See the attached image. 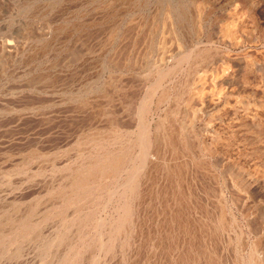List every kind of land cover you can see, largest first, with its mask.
<instances>
[{
	"label": "rangeland",
	"instance_id": "rangeland-1",
	"mask_svg": "<svg viewBox=\"0 0 264 264\" xmlns=\"http://www.w3.org/2000/svg\"><path fill=\"white\" fill-rule=\"evenodd\" d=\"M246 1L0 0V264H182L189 246L184 264H264V87L242 65L264 64V0ZM228 12L260 52L230 44ZM148 123L163 143L143 160Z\"/></svg>",
	"mask_w": 264,
	"mask_h": 264
},
{
	"label": "bare ground",
	"instance_id": "bare-ground-1",
	"mask_svg": "<svg viewBox=\"0 0 264 264\" xmlns=\"http://www.w3.org/2000/svg\"><path fill=\"white\" fill-rule=\"evenodd\" d=\"M246 3H247V5L246 6H248V8H246V6H244L246 9H249L250 10V7L252 8V6L251 5H253V4H255L256 2L254 1V0H247L246 1ZM239 14H240V12H239ZM239 14L238 13H236V18L235 19H233L232 18V16H233V14H231L230 12H228L227 13V17L229 18V19H227V20H229V21H231L230 23H231V25H228V24H226L227 26L225 27V35L227 36V38H229V42H230V44H236V45H239V46H243L242 48H244V49H249L248 47L249 46H254L255 48H254V51H258V52H260L259 50H257V49H259L258 48V46L256 45V44H254V43H252V44H250V43H247V42H249V41H247L246 42V40L247 39H238V38H235L233 35H232V33L231 32H234L231 28H233V29H235L237 26H240V24L242 23V20H243V16L241 15V16H239ZM247 16V15H246ZM249 16H250V18L252 19V21H255L256 20V15L255 14H253L252 12H250L249 11ZM243 17V18H242ZM251 41V40H250ZM8 43H9V41H8ZM242 50V49H241ZM246 56V55H245ZM245 56H243V64L242 65H244V68H245V70L247 69V68H249L251 71H253L255 74H257L259 77H260V80L261 81H263V87H264V64L263 63H261V61L257 58H255V57H252L251 59H247L248 57H245ZM259 60V61H258ZM264 61V60H263ZM229 62V61H228ZM226 63H227V61H226ZM230 67V66H229ZM227 65L225 66V68H224V72H223V74H224V78H227V79H230L231 77H230V72H229V70H230V68H229ZM252 67V68H251ZM248 69V70H249ZM233 72V71H232ZM242 76H244V75H242ZM223 78V77H222ZM232 79V78H231ZM245 80L247 79V75H246V78H244ZM242 80V81H245V80ZM250 82V81H249ZM251 83V82H250ZM260 83H262V82H260ZM243 84V83H242ZM246 85H247V82L245 83ZM244 84V85H245ZM262 85L260 84V86L262 87ZM197 91H199V92H201V90L200 89H198ZM196 91V92H197ZM253 91V90H252ZM198 93V92H197ZM263 100V99H262ZM259 101V100H258ZM257 102V101H256ZM259 102H261V101H259ZM261 103H263V102H261ZM255 106H258V105H261L260 103H258L257 102V104L255 103L254 104ZM245 109V111H247L248 112V110H247V107L246 108H244ZM244 114H245V112H244ZM251 117H252V123H253V125L254 126H256V125H259V123H261L259 120L260 119H262L261 117L259 118V116H257V113H255L254 112V114L252 113V115H251ZM258 118H259V120H258ZM264 120V119H263ZM150 122V121H149ZM163 122V121H162ZM263 123V122H262ZM146 124H144V126H145ZM256 127H258V126H256ZM145 128H146V126H145ZM155 131V130H154ZM150 133H151V131H150V126H149V123H148V126H147V129H146V134H145V136H142V143L144 142V144L143 145H145V148H144V146H143V149L142 150H145L144 152H146V154L145 155H143V156H145V158L143 159V160H145L146 159V155H151L152 153H154L155 154V156H156V154H157V152L158 151H160V150H158L159 149V143H161V140H162V138L160 137V136H156V133H157V131H155V139H154V136H153V139H151V137L152 136H150ZM151 134H153V133H151ZM163 136H164V134H162ZM167 136V135H166ZM165 136V137H166ZM158 137H160L159 139H160V141H159V143H158ZM145 138V139H144ZM146 140V141H144V140ZM164 140H165V138H164ZM167 141H165V143H166ZM142 143H141V146H142ZM163 143V142H162ZM161 143V144H162ZM165 145V144H164ZM160 147H162L161 145H160ZM165 148V147H164ZM162 149V148H161ZM140 152V151H139ZM154 154L152 155V157L154 156ZM161 154H162V150H161ZM163 154H164V152H163ZM139 155V154H138ZM140 155H141V153H140ZM176 155V154H175ZM155 156H154V158H155ZM158 156V155H157ZM159 156H160V160L159 161H161V158H162V156L163 155H160L159 154ZM152 157H150V158H152ZM165 157V156H164ZM166 157H168V156H166ZM179 157V156H178ZM136 158H138V162L139 161H141L140 162V165L141 166H143V163H144V161L141 159V160H139V156H137ZM159 158V157H158ZM171 158V157H170ZM169 158V159H170ZM176 158V157H175ZM157 159V158H156ZM173 159V158H172ZM177 159V158H176ZM148 160H150L149 158H148ZM185 160V159H184ZM122 161L123 160H121V159H119V158H115L114 159V157H111L110 159L109 158H107V159H104V161H99V162H96L95 164H93V166H94V168H91V169H88V168H83V169H80L79 171H77V172H75V176H74V178H72V182H71V184H72V187L73 188H82V186L84 185V183H86V181L87 180H89V179H92L95 175H97V173H105V172H108L110 169H111V172L112 171H114L115 169H117V168H119V167H121L122 166ZM156 161V160H155ZM171 162H173V161H171ZM187 162V161H186ZM142 163V164H141ZM146 163H147V161H146ZM151 162H149V164H150ZM152 164H154V167H155V162L154 163H152ZM150 165L151 167H153V165ZM157 168H159V163L157 162ZM169 164V163H168ZM204 164V163H203ZM137 165H139L138 163H137ZM136 165V166H137ZM173 165V164H172ZM144 166H145V164H144ZM171 166V165H170ZM177 166H179V165H177ZM176 166V167H177ZM171 167H173V166H171ZM171 167H169V168H171ZM174 168V169H172V170H176L175 172H173V173H176L177 175H175V177L176 176H178L179 174V168L177 167V168ZM148 168H150L149 166H147V173H148ZM156 168V167H155ZM164 168V167H163ZM169 168H164V169H167L168 171H169ZM180 168H182V167H180ZM202 168V167H201ZM143 169V168H142ZM141 169V170H142ZM152 169H154V168H152ZM207 169V168H206ZM137 170H138V167H137ZM136 170V171H137ZM140 169H139V171H141ZM182 170V169H181ZM139 171H137V172H139ZM144 171V170H143ZM150 171H153V170H150ZM166 171V170H165ZM167 171V172H168ZM184 171V170H183ZM145 172V171H144ZM146 172L144 173V176H145V174H147ZM169 174H171L170 172H168ZM173 173H172V175H173ZM185 173V172H184ZM207 174V173H206ZM139 175V174H138ZM150 175H152V174H150ZM165 175V174H164ZM168 175V174H167ZM166 175V176H167ZM184 176V175H183ZM146 177H147V175H146ZM146 177L144 178V180L146 179ZM168 177H172L171 175L170 176H168ZM151 178L152 179H150V177L148 178V179H150V181L151 180H154L153 179V177L151 176ZM181 179V178H180ZM165 180H168L169 181V178L168 179H166L165 178ZM174 180V179H173ZM176 180V179H175ZM177 180H179V179H177ZM167 181V182H168ZM152 182V181H151ZM170 182H174V181H172V179H170ZM184 182V181H183ZM178 183V182H177ZM188 183V182H187ZM203 184V183H202ZM138 185H139V182H138V180L136 179V181H134V183H132V185H130V186H128L127 187V193L128 194H130V196H132V198H135V199H137L136 197H137V187H138ZM169 185H171V184H169ZM174 184H172V186H173ZM184 185V184H183ZM182 185V186H183ZM189 184H187V189H189V187L191 186H188ZM205 185V184H204ZM206 186V185H205ZM174 187V186H173ZM172 187V188H173ZM185 187V186H184ZM208 187V186H207ZM206 188V187H205ZM204 188V189H205ZM147 189V188H146ZM169 189H170V187H169ZM191 189V188H190ZM206 189H209V187L208 188H206ZM205 189V190H206ZM183 191V193H184V189H180L179 188V184H177L175 187H174V189L173 190H171V191H173V195L175 194L176 195V201H175V203H178V204H176V205H178L179 206V208H177V210L175 211L174 210V212H175V214H174V216L173 217H171V218H174V219H172V220H175V219H178V221H177V223L176 224H178L177 226H180V227H178V228H181V230H183L184 232H189V230L190 229H188L189 227H186L187 225L185 224V222H183L182 221V217H184L183 215L188 211V207L190 206V204L188 205V207L187 206H184L185 204H186V200H188L187 198V196H189L188 195V193H187V191L185 192V193H187V194H183L182 193V191ZM146 191H148V189L146 190ZM164 192V191H163ZM140 193V192H139ZM150 192H147V194H149ZM161 193V192H160ZM193 193V192H192ZM146 194V193H145ZM171 194V193H170ZM195 193H193V195H194ZM167 195V194H166ZM206 195V194H205ZM224 195H223V193H222V196H219V197H221V199H222V206H224V201L226 200V199H224V197H223ZM139 197V196H138ZM163 197H165V196H163ZM169 197V196H168ZM171 197H173V196H171ZM193 197H191V199H192ZM145 199V198H144ZM165 199V198H164ZM172 199V198H171ZM173 200V199H172ZM150 201V200H149ZM165 201H170V199L169 200H165ZM188 201H190V200H188ZM187 201V202H188ZM167 202H165V203H167ZM163 204H164V201L162 202ZM174 203V204H175ZM183 203H184V205H183ZM162 205V204H161ZM171 205V204H170ZM169 205V206H170ZM169 206H166V207H169ZM164 207V206H163ZM175 207H177V206H175ZM161 209H163V208H161ZM176 209V208H175ZM204 209V208H203ZM169 211V210H168ZM203 212H205V211H203ZM124 213H125V215H126V217L129 215V213H130V208L128 207V209L126 210V211H124ZM163 213V212H162ZM171 213V212H170ZM171 213V214H172ZM190 213V212H189ZM204 214V213H203ZM170 216V215H169ZM204 216V215H203ZM187 217V216H186ZM188 219V218H187ZM190 219V218H189ZM165 221H166V219H165ZM167 221H168V219H167ZM170 221V220H169ZM173 222V221H172ZM171 222V223H172ZM200 224V223H199ZM201 225V224H200ZM199 227H201V226H199ZM201 229V234H203V236H204V238H205V235H207V234H205V230H203V229H206V228H204V226H203V224H202V227L200 228ZM207 230V229H206ZM169 231V230H168ZM178 231V230H177ZM192 231H193V229H192ZM208 231V230H207ZM191 233V232H190ZM193 233V232H192ZM0 236H1V234H0ZM1 238V237H0ZM189 243H190V241H188ZM253 244V243H252ZM185 245H187V244H185ZM189 245V244H188ZM168 247V246H167ZM254 248V247H253ZM191 249H190V246L189 247H187V254L185 255H182V256H180V262H182V264H184L185 262L184 261H186V258L187 259H189L187 256H188V253H190L191 251H190ZM185 251V250H184ZM184 253V252H183ZM179 258V257H178ZM192 259V258H191ZM189 261V260H188ZM190 262V261H189ZM194 262V261H193ZM181 264V263H180Z\"/></svg>",
	"mask_w": 264,
	"mask_h": 264
}]
</instances>
